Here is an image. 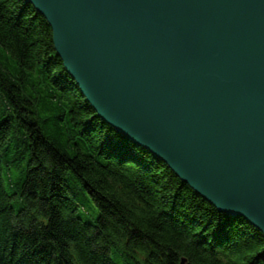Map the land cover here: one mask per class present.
<instances>
[{
  "label": "trees",
  "instance_id": "1",
  "mask_svg": "<svg viewBox=\"0 0 264 264\" xmlns=\"http://www.w3.org/2000/svg\"><path fill=\"white\" fill-rule=\"evenodd\" d=\"M0 264H264V234L107 124L47 20L0 0Z\"/></svg>",
  "mask_w": 264,
  "mask_h": 264
},
{
  "label": "water",
  "instance_id": "2",
  "mask_svg": "<svg viewBox=\"0 0 264 264\" xmlns=\"http://www.w3.org/2000/svg\"><path fill=\"white\" fill-rule=\"evenodd\" d=\"M87 102L264 234V0H25Z\"/></svg>",
  "mask_w": 264,
  "mask_h": 264
}]
</instances>
